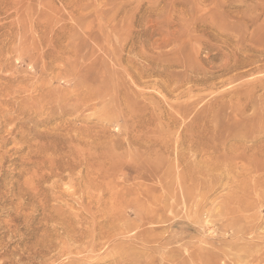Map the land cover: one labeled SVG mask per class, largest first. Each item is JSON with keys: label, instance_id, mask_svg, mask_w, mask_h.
I'll return each mask as SVG.
<instances>
[{"label": "rangeland", "instance_id": "1", "mask_svg": "<svg viewBox=\"0 0 264 264\" xmlns=\"http://www.w3.org/2000/svg\"><path fill=\"white\" fill-rule=\"evenodd\" d=\"M263 47L264 0H0V264H264Z\"/></svg>", "mask_w": 264, "mask_h": 264}, {"label": "bare ground", "instance_id": "2", "mask_svg": "<svg viewBox=\"0 0 264 264\" xmlns=\"http://www.w3.org/2000/svg\"><path fill=\"white\" fill-rule=\"evenodd\" d=\"M224 42H225V41H224ZM258 45H259V44H258ZM261 45H262V44H261ZM262 46H263V45H262ZM261 48H262V47H261ZM263 48H264V47H263ZM237 50H238V49H237ZM249 50H250V49H249ZM251 50H253V51L256 52V53H259V55H258V54L255 55L256 53H255V54L252 53L251 55L248 54L249 56L245 55V56H247V58H246V62H245V61H242V59H243L244 57L240 59L241 61L239 60V58H238L237 60H235V62H231L232 60H231V61L229 60L227 63H225V64L222 65V68H221L222 73H221V74H222V75H225V74L230 73V72L233 73V71H237V70H239V68H243V67H245V66L248 67V66H252V65H255V64H257V65H256V68L264 67V49H260V48H259V49L254 50V49L252 48ZM251 50H250V51H251ZM233 51H234V50H233ZM239 51L241 52V49H239ZM245 51H247V50H245ZM253 51H252V52H253ZM235 52H237V51H235ZM228 53H229V52H228ZM238 53H239V52H238ZM238 53H236V54H238ZM249 53H250V52H249ZM231 54H232V53H231ZM227 55H228V54H227ZM227 55H226V56H227ZM238 56H239V55H238ZM239 57H240V56H239ZM226 58H227V57H226ZM227 59H228V58H227ZM260 63H261V64H260ZM258 64H259V65H258ZM219 66H221V65H219ZM253 67H254V66H253ZM204 71H205V70H204ZM204 71H203V73H204ZM206 71H207V70H206ZM216 71H217V70H216ZM218 71H219V70H218ZM241 71H242V70H241ZM206 73H207V72H206ZM245 73H246V72H237L236 74H239V75H243V76H244ZM252 73H253V72H252ZM204 74H205V73H204ZM208 74H209V73H208ZM221 74H219V75H221ZM206 75H207V74H206ZM210 75H211V74H210ZM214 75H215V74H214ZM222 75H221V76H222ZM204 76H205V75H204ZM217 76H218V75H217ZM217 76H216V77H217ZM221 76H220V77H221ZM245 76H246V75H245ZM202 77H203V76H202ZM207 77H208V76H207ZM207 77H206V78H207ZM208 78H210V77H208ZM213 78H215V76H214ZM213 78H210V79H213ZM260 78L263 79L262 76H261ZM196 79H197V78H196ZM202 79H203V78H202ZM218 79H219V78H218ZM255 79H256V77H255ZM255 79H254V80H255ZM262 79H261L259 82H255L256 80L253 81V84H252V86H250V88L252 87V89H253V88L256 89L257 87H259V88H258L259 90H261V88L264 89V80H262ZM200 80H201V79H200ZM204 80H205V78H204ZM206 81H207V79H206ZM206 81H205V84H206ZM212 81H213V80H212ZM214 81H215V80H214ZM232 81H233V80H232ZM198 82L200 83V81H198ZM201 82H204V81L202 80ZM207 82H208V81H207ZM222 82H223V81H222ZM229 82H230V81H229ZM199 83H198V84H199ZM220 83H221V82H220ZM202 84H203V83H202ZM260 87H261V88H260ZM250 88H249L248 85L246 86V89L244 88V89H245V94H247V97H246V98L248 99V101H247V99H246V101H247L248 103L245 104L246 107H243L244 109H241V108H240V111H239V112H240V115H244L245 112H247V108L249 109V107H250L249 105L252 104V103H250V99H252V96H251V94H250V91H251ZM258 89H257V90H258ZM238 90H239V89H238ZM240 92H242V91H240ZM235 93H236V92H235ZM242 93H244V92H242ZM253 93H255V92L252 91V95H253ZM263 94H264V92H263ZM243 95H244V94H243ZM244 96H245V95H244ZM255 96H256V94H255ZM255 96H253V97H255ZM233 97H234V96H233ZM260 97H261V96H259V99H261V100L263 101V98H260ZM223 98H224V96H223ZM256 99H258V96H257ZM259 99H258V100H259ZM220 100H221V102H222V98H221ZM253 100H254V98H253ZM218 101H219V100H218ZM262 101H259V103H261ZM251 102H252V100H251ZM253 102L255 103V100H254ZM214 103H215V102H214ZM219 103H220V102H219ZM245 103H246V102H245ZM256 103H257V101H256ZM211 104H213V103H211ZM237 104H238V103H237ZM261 104H264V103L262 102ZM220 105H221V107H222V106H224V103H223V104L221 103ZM254 105H255V104H254ZM243 106H244V105H243ZM258 106H259V105H258ZM263 106H264V105H263ZM236 107H239V106H236ZM236 107H234V108L236 109ZM253 107H254V106H253ZM203 108H204V107H203ZM214 108L216 109L217 107H214ZM223 108H224V107H223ZM251 108H252V107H251ZM260 108H261V107H260ZM263 108H264V107H263ZM232 109H233V108H232ZM218 110H219V109H218ZM222 110H223V109L221 108V111H222ZM224 110H225V109H224ZM224 110H223V111H224ZM241 110H242V111H241ZM262 110H264V109H261V113L264 112V111H262ZM207 111H208V110H207ZM219 111H220V110H219ZM257 111H258V110H257ZM234 112L237 113V111H235V110H234ZM234 112H233V113H234ZM257 113H258V112L255 113L256 116H257ZM263 114H264V113H262V115H263ZM220 115H221V114L219 113V115H218V116H215V117H217V118H218V117H221ZM227 115H228V114H227ZM235 115H236V114H235ZM235 115H234V116H235ZM237 115H238V113H237ZM259 115H260V113L258 114L257 117H260V116H261V117L264 118V115H263V116H262V115L259 116ZM225 116H226V115H225ZM253 116H255V115H253ZM253 116H252V118H253ZM256 116H255V117H256ZM226 117H227V116H226ZM228 117H229V116H228ZM249 117H250V116H249ZM217 118H216L215 120H217L219 123L222 122L223 117L220 118L221 120H220V119H217ZM250 118H251V117H250ZM235 119L237 120L238 118H235ZM253 119H254V118H253ZM219 120H220V121H219ZM225 120H226V118H224L223 121H225ZM236 120H232V121H231L232 124H235V123H233V121H236ZM240 120H241V119H239V121H240ZM256 120H257V118H256ZM256 120H255V121H256ZM241 121H243V120H241ZM244 121H245V120H244ZM246 121H250V120H246ZM255 121H254V124L257 123V122L255 123ZM257 121H258V122H259V121L261 122V121H263V120L258 119ZM218 122H217V123H218ZM228 122H229V121H228ZM228 122H227V125H229V127H227L226 129H227L228 131H229V129H230V131H231V129H232L233 127H230L231 124H229ZM237 122H238V121H237ZM251 122H252V121H251ZM219 123H218V125H219ZM238 123H239L238 125L241 124V125L239 126L240 129H242V124L245 125L244 122H242V123L238 122ZM248 123H249V122H248ZM224 125H225V124H224ZM238 125H237V126H236V124L233 125V126H234V129H232V130H235V128L238 127ZM244 125H243V126H244ZM246 125H247L246 127H248V125L250 126V125H252V123H251V124L249 123V124H246ZM259 125H260V124H259ZM259 125L257 124L258 127L261 126V125H260V126H259ZM221 126H223V125L221 124ZM252 126H254V125H252ZM252 126H251V127H252ZM224 127H225V126H224ZM254 127H255V126H254ZM262 127L264 128V125H263ZM228 128H229V129H228ZM252 128H253V127H252ZM240 129H239V131H241ZM248 129H249V128H247V130H248ZM214 130H215V129H214ZM219 130H220V129H219ZM224 130H225V129H224ZM236 130H237V128H236ZM242 130H243V129H242ZM245 130H246V129H245ZM249 130H250V129H249ZM220 131H222V127H221V130H220ZM254 131H255V130H254ZM233 132H234V131H233ZM237 132H238V130H237ZM243 132H245V131H243ZM243 132H241V133H243ZM248 132H249V131H248ZM250 132H251V130H250ZM220 133H221V132H220ZM222 133H223V131H222ZM222 133H221V134H222ZM224 133H226V132L224 131ZM239 133H240V132H239ZM241 133H240V134H241ZM252 133H253V132H252ZM215 134H216V133H215ZM230 134H232V132H231ZM233 134H236V133L234 132ZM247 134H248V133H247ZM242 135H243V136H246V135H244V134H242ZM215 136H216V135H215ZM224 136L227 138V137L230 136V135H228V136H227V135H224ZM224 136H223V137H224ZM235 136H236V135H235ZM237 136H238V134H237ZM243 136H242V137H243ZM223 137H222V139H223ZM230 138L232 139L233 137H230ZM234 138H235V137H234ZM217 139H221V138L218 136ZM222 139H221L220 141H222ZM223 140H224V139H223ZM229 141H230V140H229ZM241 141H242V140H241ZM241 141H240V142H241ZM243 141H245V140H243ZM240 142H239V143H240ZM245 142H247V141H245ZM242 143H243V142H242ZM234 144H238V143L235 142ZM241 145H242V144H241ZM243 145H244V143H243ZM243 145H242V146H243ZM245 145H246V143H245ZM245 145H244V149H246V148H245ZM235 146H236V145H235ZM248 146H249V151H251V150H250L251 148H252V149H253V148H254V149H256V148H261L260 151H259V155H261V156L264 158V137H263V136H262L261 138L258 137V138L256 139V141H254L251 145L248 144ZM223 147H224V146H223ZM233 147H234V146H233ZM239 148H241V146H240ZM228 149H229V148H228ZM230 149H232V148H230ZM230 149H229V150H230ZM233 149H234V148H233ZM241 149H243V148H241ZM244 149H243V150H244ZM229 150H228V151H229ZM247 150H248V148H247ZM244 151H246V150H244ZM244 151H243V152H244ZM249 151H248V152H249ZM253 151H254V150H253ZM230 152H231V151H230ZM235 152H236V151H235ZM231 153H232V152H231ZM241 153H242V152H241ZM257 153H258V152H257ZM246 154H247V152H246ZM242 155H244V154H242ZM253 156H254V155H253ZM257 156H258V155H257ZM257 156H256V157H257ZM229 157H230V156H229ZM253 161H254L253 164H255L256 166L264 165V159H262V158L260 159V157H259V159L255 158ZM260 170H261V172H262V169H261V168H260ZM263 173H264V172H262L261 176L263 175ZM259 178H260V177H259ZM257 179H258V178H257ZM257 183H259L258 186H260V188H261V187L264 188V178L257 180ZM262 188H261V189H262ZM257 189H258V188H257ZM246 202H247V201H246ZM249 202H250V201H249ZM255 202H256V201H255ZM255 202H254V203H255ZM257 202H258V201H257ZM257 202H256V204H257ZM260 202H263V201H260ZM243 203H244V202H243ZM241 204H242V203H241ZM241 204H239V205L241 206ZM258 204H259V203H258ZM246 205H247V206H248V205L253 206V204H251V203H248V204H246ZM237 206H238V205H237ZM237 206H235V207H237ZM240 206H239V207H240ZM247 206H246V207H247ZM262 206H263V204H262ZM230 207H231V206H230ZM254 207H255V206H254ZM260 207H261V205H260L259 207H257V208L259 209ZM226 208H227V207H226ZM242 208H243V211H244L245 206H244V207L242 206ZM248 208H249V207H248ZM255 208H256V207H255ZM237 209H238V208H237ZM239 209H241V207H240ZM117 210H118V209H117ZM231 210H232V209H231ZM241 210H242V209H241ZM260 211H261V210H260ZM121 212H122V211H121ZM152 212H153V211H152ZM222 213H223V212H222ZM225 213H226V212H225ZM258 213H259V212H258ZM226 215H228V214H226ZM127 216H128V215H127ZM260 216H261V215H260ZM237 217H238V216H237ZM239 217H243V214H242V216H241V214H240ZM248 217H249V216H248ZM250 217H251L252 219L247 218V220L250 219V220H248V224H247V225H245L244 227H242V225H240V227H238V228H240V229L238 230V231L240 232V234L238 235V238H237V239L243 241V240H245V239L247 240V239L249 238L250 240H248V241L251 242L252 246L254 247V244L257 245V243H256V241L254 240V238L251 239L249 235H252V234H251V232H253L252 230H254V229H260V228L264 227V219H263L261 222H259L262 218H261L260 220H256V218H253L254 215H253V217H252V216H250ZM258 217H259V216H257V219H258ZM262 217H263V216H262ZM107 218H108V217H107ZM107 218H106V219H107ZM112 219H113V218H112ZM149 219H150V218H149ZM242 219L244 220V218H242ZM240 220H241V218H240ZM243 220H242V221H243ZM95 221H96V220H95ZM98 221H99V220H98ZM104 221H105V220H104ZM108 221H110V220H108ZM108 221H107V223H108ZM111 221H112V220H111ZM99 222H100V221H99ZM101 222H102V221H101ZM101 222H100V223H101ZM119 222H120V221H119ZM119 222H118V223H119ZM104 223H105V222H104ZM104 223H103V224H104ZM93 225H94V223H93ZM93 225H92V227H93ZM98 225H99V224H98ZM169 225H170V224H169ZM235 225H236V224H235ZM152 226H153V225H152ZM97 227H98V226H97ZM104 227H105V226H104ZM108 227H109V226H108ZM108 227H107V229H108ZM140 227H141V226H140ZM149 227H150V225H149ZM100 228H101V227H100ZM150 228H151V227H150ZM158 228H160V227H158ZM232 228H233V227H232ZM238 228H237V229H238ZM82 229H83V228H82ZM95 229L97 230L98 228H95ZM102 229H103V228H102ZM107 229H106V231H102V232H100V233L97 232L96 234L92 235L93 237L91 236L92 239L89 240V241H85V240L83 241V239H84L85 236H84V237H83V236L79 237L78 234H77L78 236L76 235V237H73V236H72V237H73V240L70 238V237H71L70 235H67V237L69 236V239H71L73 242H78V243H79V241L81 242V240H82L84 243L86 242V243L88 244V242H92V243L95 242V240H96L97 238H107L108 241H106V243L109 242V241H110L109 243H111V242H115V241H116V240H115L116 238H118V237H120V236H121V237H124V236H125V235H123V233L115 231L114 226L112 227L111 230H109L110 228H109L108 230H107ZM92 230H93V229H92ZM96 230H95V231H96ZM153 230H154V229H153ZM73 231L76 232V230H72V232H73ZM120 231H121V230H120ZM122 231H123V228H122ZM154 231H155V230H154ZM161 231H162V230H161ZM258 231H259V230H258ZM148 232H149V231H148ZM204 232H205V231H204ZM236 232H237V231H236ZM239 232H238V233H239ZM262 232H263V231H262ZM66 233H67V232H66ZM91 233H92V231H91ZM93 233H95V232H93ZM128 233H129V232H128ZM142 233H143V232H142ZM149 233H150V232H149ZM153 233H154V232H153ZM233 233H234V232H233ZM249 233H250V234H249ZM263 233H264V232H263ZM64 234H65V233H64ZM69 234H70V233H69ZM235 234H236V233H235ZM235 234H234V235H235ZM253 234H254V232H253ZM57 235H58V236H61V235H63V234L60 235V234L58 233ZM80 235H82V234L80 233ZM147 236H148V235H147ZM151 236H153V235H151ZM232 236H233V235H232ZM247 236H249V237L247 238ZM254 236H255V235H254ZM259 236H260V235H259ZM259 236H258V239H259V241H261V243H262V242L264 241V235H263V236H260V237H259ZM56 237H57V236H56ZM121 237H120V238H121ZM233 237H234V236H233ZM149 238H150V237H149ZM157 238H158V237H157ZM164 238H165V237H164ZM56 239H58V238H56ZM65 239L68 240V238H65ZM123 239H124V238H123ZM161 239H162V238H160V240H161ZM148 240H149V239H148ZM233 240L235 241V239H233ZM68 241H69V240H68ZM68 241H67V242H68ZM146 241H147V240H146ZM158 241H159V240H158ZM62 242H64V241H63V238H62ZM65 242H66V241H65ZM67 242H66V243H67ZM240 242H241V241H240ZM240 242H239V243H240ZM126 243H127V242H126ZM141 243H142V242H141ZM159 243H160V242H159ZM234 243H235V242H234ZM234 243H233V244H234ZM258 243H259V242H258ZM69 244H70V243H69ZM87 244H85V245H87ZM111 244H112V243H111ZM124 244H125V243H124ZM145 244H146V243H145ZM236 244H237V243H236ZM236 244H234L233 248L236 246ZM245 244H247V241H246ZM62 245H64V243H63ZM80 245H82V244H80ZM96 245H97V244H96ZM113 245H114V244H113ZM125 245H126V244H125ZM237 245H238V244H237ZM258 245L263 246V245L260 244V243H259ZM83 246H84V245H83ZM107 246H108V244H107ZM121 246H122V245L119 246V249H120ZM126 246H127V245H126ZM143 246H145V245H143ZM158 246H159V245H158ZM238 246H239V245H238ZM249 246H250V243H249ZM73 247H74V246H73ZM123 247H124V246H123ZM156 247H157V246H156ZM247 247H248V246H245V248H247ZM62 248H63V246H62ZM132 248H133V247H132ZM230 248H231V247H230ZM238 248H239V247H238ZM245 248H243V249L245 250ZM256 248L258 249V246H255L254 249H256ZM262 248H263V247H262ZM75 249H76V248H75ZM110 249H111V248H110ZM115 249H116V248H115ZM119 249H118V250H119ZM123 249H124V248H122V250H123ZM127 249H128V248H127ZM154 249H155V247H154ZM158 249H159V248H158ZM158 249H157V250H158ZM161 249H162V248H161ZM257 249H256V250H257ZM71 250L73 251V249H71ZM76 250H77V249H76ZM76 250L73 252L74 254H75V253H81V252H82L80 249H79L78 251H76ZM83 250H84V249H83ZM85 250L88 251L87 249H85ZM85 250H84V251H85ZM112 250L114 251V249H112ZM132 250H133V249H132ZM138 250H139V249H138ZM155 250H156V249H155ZM230 250H231V249H230ZM244 250H243V251H244ZM246 250H247V252H248V249H246ZM252 250H253V249H252ZM256 250H255V251H256ZM258 250H262V249L259 248ZM263 250H264V249H263ZM68 251H69V249H68ZM101 251H102V250H101ZM119 251H120V250H119ZM125 251H126V250H125ZM127 251H128V250H127ZM130 251H131V250H130ZM176 251H177V250H176ZM240 251H241V248H240ZM70 252H71V251H70ZM70 252H69V253H70ZM115 252H116V251H115ZM138 252H139V251H138ZM71 253H72V252H71ZM101 253H102V252H101ZM117 253H118V252H117ZM121 253L123 254V252H121ZM129 253H130V252H129ZM214 253H215V252H214ZM40 254H41V253H40ZM87 254H88V253H87ZM103 254H104V253H103ZM109 254H110V253H109ZM113 254H114V253H113ZM119 254H120V253H119ZM127 254H128V253H127ZM136 254H137V253H136ZM136 254H134V255H136ZM215 254H216V253H215ZM218 254H219V253H218ZM223 254H224V253H223ZM71 255H72V254H71ZM114 255H116V254H114ZM114 255H113V256L110 255V256H111L112 258H114V257H118V258H119V261H118V262H120V263H122V264H130V263H129V259H128V261H125V260H124L125 258L122 260V258H120L119 255H118V256H114ZM219 255H220V254H219ZM256 255H258V254H256ZM256 255H255V256H256ZM260 255H261V254H260ZM132 256H133V255H132ZM214 256H215V255H214ZM227 256H228V255L226 254L225 257H227ZM248 256H249V254H248ZM255 256H254V257H255ZM71 257H72V256H71ZM88 257H89V256H88ZM173 257L176 258L175 255H174V256L171 255V257H168V258H169V259H170V258L172 259ZM188 257H189V256H188ZM239 257H240V256H239ZM249 257L251 258L252 256H249ZM262 257H263V256H262ZM262 257H260L259 259H263ZM82 258H83V257H82ZM109 258H110V257H109ZM151 258H152V257H151ZM153 258H154V257H153ZM153 258H152V259H153ZM168 258L165 257L164 259H168ZM184 258H185V257H184ZM245 258H246V257H245ZM65 259H66V258H65ZM110 259H111V258H110ZM116 259H117V258H116ZM152 259H150V260H152ZM177 259H178V257H177ZM219 259H220V258H219ZM222 259H223V256H222ZM227 259L229 260V258H226V260H227ZM253 259H254V258H253ZM253 259H252V260L250 259V261H252V262L254 261V263H255V260H253ZM256 259H257L256 262L260 261V260L258 259V256L256 257ZM77 260H78V259H77ZM106 260H107V259H106ZM117 260H118V259H117ZM117 260H116V261H117ZM148 260H149V259H148ZM153 260H154V259H153ZM240 260H241V259H240ZM247 260H249V258H248ZM69 261H70V259H69ZM71 261H72V260H71ZM71 261H70V262H71ZM102 261H103V260H102ZM110 261H111V260H110ZM217 261H218V260H217ZM232 261H233V260H232ZM236 261H238V260H236ZM250 261H249V262H250ZM262 261L264 262V259H263ZM79 262H80V261H79ZM145 262H147V261H145ZM149 262H151V261H149ZM153 262H154V261H153ZM161 262H162V261H161ZM168 262H169V261H166V263H165V262H163V263L168 264ZM171 262H172V260H171ZM184 262H185V261H184ZM184 262L181 261V263H184ZM221 262H222V260H221ZM226 262H227V261H226ZM260 262H261V261H260ZM260 262H259V263H260ZM75 263H76V262H75ZM113 263L115 264L116 262L113 261ZM113 263H109V264H113ZM147 263H148V262H147ZM156 263H157V262H156ZM172 263H174V262H172ZM179 263H180V262H179ZM179 263H178V264H179ZM185 263H186V262H185ZM185 263H184V264H185ZM218 263H219V261H218ZM222 263H223V262H222ZM228 263H229V262H228ZM254 263H252V264H254ZM65 264H66V263H65ZM82 264H83V263H82ZM118 264H119V263H118ZM154 264H155V263H154ZM225 264H226V263H225ZM231 264H232V263H231ZM237 264H238V263H237ZM256 264H258V263H256ZM260 264H262V263H260Z\"/></svg>", "mask_w": 264, "mask_h": 264}]
</instances>
